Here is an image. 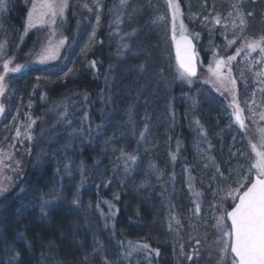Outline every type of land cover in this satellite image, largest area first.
Masks as SVG:
<instances>
[{
	"label": "rangeland",
	"instance_id": "374dc122",
	"mask_svg": "<svg viewBox=\"0 0 264 264\" xmlns=\"http://www.w3.org/2000/svg\"><path fill=\"white\" fill-rule=\"evenodd\" d=\"M10 1L7 0L6 11L0 12V22L7 15ZM31 1L20 0L25 6ZM252 1L179 0L182 13L179 19L186 26L185 34L194 40L199 59L198 75L191 83L179 78V68L176 72L172 9L167 0H127L123 6L120 0H67L64 12L70 11L74 20L70 42L63 51L57 50L59 52L52 55L51 69L30 74L33 84L42 83L48 88L53 83H65L86 70L95 73L88 53L99 40H104L108 48L107 79L95 100L103 118L112 120H108L105 129H95L94 136H115L121 129L128 132L126 136H141L142 132L143 136H167L168 132L172 133L177 117L183 122L185 165L177 166L173 158L168 166L156 163L159 173L166 179L159 185L166 206L165 232L159 225H153L159 224L157 218L147 232L144 230L154 244H162L161 264H230L232 255L230 250L221 251L225 238L216 224L223 216L222 228L230 229L226 212L232 209L234 201L226 194V188H239L243 193L249 184L240 187L239 177L243 175L252 181L256 175L252 167L256 162L252 144L259 146V130L264 128V119H261L264 115V54L259 48L240 52L230 65L233 68L231 76L222 69L218 74L214 72L216 62L221 56L229 55L244 36L247 22L241 27L238 16L243 15L246 21L243 5ZM217 16L219 24L215 22ZM14 33L15 30L2 27L1 39L10 44ZM231 40L235 43L229 44ZM128 72L134 75L126 88L120 74ZM21 74L8 73L4 77L5 91L0 95V105L4 108L0 112V144L8 136H14L16 143L22 142L29 137V132H34L37 124L23 110L29 89L25 81L29 77L25 75L23 79ZM56 108L53 103H47L43 117L53 114ZM78 112L79 109L72 116L76 120L74 128L80 125L77 120L82 121ZM237 114L244 127L237 121ZM55 117L63 118L61 114ZM32 121L35 123L29 127ZM145 124L147 131H144ZM143 140L146 138H140L138 148ZM51 142L56 144L55 138ZM111 146L108 140L104 141L100 153L113 158L115 148L112 150ZM160 149L158 158H164L167 149ZM46 151H49L47 145L38 148L35 161H46L49 156ZM154 158L143 163L148 167ZM111 176L113 180V174ZM145 178L146 174L139 175L140 180ZM144 182L149 183L148 179ZM197 204L200 206L198 213L194 211ZM8 208L7 203L0 206V227L11 220ZM196 240L200 243L196 244ZM193 249H197L198 254H193L189 260ZM145 261L146 257L140 256L134 264Z\"/></svg>",
	"mask_w": 264,
	"mask_h": 264
},
{
	"label": "trees",
	"instance_id": "16d2710c",
	"mask_svg": "<svg viewBox=\"0 0 264 264\" xmlns=\"http://www.w3.org/2000/svg\"><path fill=\"white\" fill-rule=\"evenodd\" d=\"M41 2L32 0L25 6L20 0H11L7 15L0 22L1 28L15 30L8 44L1 39L0 28V43L4 44L0 74H4V59L12 61L10 67L22 66L16 73L21 72L23 79L25 75L29 77L25 81L29 89L24 112L37 121L34 132H29L31 139L16 143L14 136H8L0 144V206L9 205L11 219L0 227V264H134L140 256L146 257L143 264H161L163 246L154 244L144 230L147 232L157 218L159 224L153 225H159L165 232L166 206L159 185L166 179L156 163L168 166L175 157L173 163L185 165V125L177 117L171 134L143 136L146 140L140 148L137 146L141 136H126L128 132L124 129L117 130L115 136H94L95 129H105L108 120H112L103 118L95 100L107 79L108 48L104 40H99L88 53L91 62H95V73L86 70L48 88L42 83L33 84L30 74L37 75L52 67L50 59L41 63L40 57L63 51L74 30L70 11L57 15L53 23L51 17L40 16ZM243 11L247 22L244 36L229 55L221 56L227 66L221 69L229 76L234 60L227 61V57H236L237 49L245 53L248 43L264 37V0L244 4ZM133 75L120 74L124 87ZM47 103L57 108L44 118ZM77 109L82 121L77 120L80 125L74 128L76 120L72 116ZM59 114L63 118L56 119ZM53 138L56 144H52ZM107 140L111 149L115 148L111 159L100 153ZM45 145L49 149L48 158L44 162L35 161L38 148ZM161 147L167 149L164 158H158ZM122 151L135 155V163L127 161ZM148 158L155 160L147 167L143 161H150ZM140 174H146V178L140 180ZM147 179L149 183L144 182ZM77 199L78 203H73ZM44 201L50 202L45 207L46 215L41 214ZM145 244L147 248L143 247Z\"/></svg>",
	"mask_w": 264,
	"mask_h": 264
},
{
	"label": "snow or ice",
	"instance_id": "6c2138e0",
	"mask_svg": "<svg viewBox=\"0 0 264 264\" xmlns=\"http://www.w3.org/2000/svg\"><path fill=\"white\" fill-rule=\"evenodd\" d=\"M120 4L126 5L127 0H120ZM167 5L172 9V39L176 40V54L179 60V78L186 79L191 83V77L196 75L195 64L193 62V55L191 53L192 43L188 36L185 34L186 26L182 19H179L182 16L180 12L179 0H167ZM67 7V0H42L40 4V16L41 17H51L52 22L55 23V17L57 15H63L64 10ZM87 7V5H85ZM235 8V5L233 6ZM7 0H0V12L6 11ZM36 11V4H33V12ZM91 11V9H89ZM232 13H229L231 16ZM251 15V13H249ZM32 13L29 15V20L31 22ZM240 21V26L243 27L246 24V21L243 15L238 16ZM99 17H97V20ZM178 22V23H177ZM215 22L220 23L219 16L215 17ZM233 27H236L233 23ZM177 34L179 39H177ZM92 36H95V32L92 33ZM198 38V34H196ZM64 41H61V44ZM235 43V40L229 41V44ZM4 44L0 43V53L3 52ZM248 50L255 51L257 48L260 49V52L264 54V37H261L259 40H254L247 44ZM241 49L236 50V55L240 54ZM54 58L51 55H42L40 57V62L44 63L47 59ZM236 57L228 56L227 61H232ZM12 61L10 59H4L3 62V73L0 74V95H3L5 91L4 77L9 72H19L21 70V65H15L10 67ZM92 65H95V62H92ZM222 66H226V62L223 59H220L216 62V68L214 74H218ZM71 71V70H69ZM210 71L212 69L210 68ZM230 71V69H229ZM261 73H258V75ZM67 75V73H66ZM233 84L234 80L231 81ZM3 105H0V112H3ZM236 119L240 122L241 127H244L243 122L240 119L239 114L236 115ZM261 119H264V115L261 116ZM35 121H32L28 126L31 127V124H34ZM197 123H199L197 121ZM144 131H147V125L145 126ZM261 139L260 144H252V149L256 153V162L252 167L256 169V176L253 181H248L247 178L243 175L239 177L238 182L240 187H244L245 183H248L249 186L243 191L240 192L239 188H232L227 190L226 194L231 196L234 201V206L230 212H226V215L231 219V225L229 230H224L222 228L223 216L217 220V228L220 229L223 233L224 246L221 249L222 252L227 253L229 250L232 254L230 264H264V128L260 130ZM17 135H20L17 131ZM144 133H141V138H143ZM31 139V136L28 137ZM211 147V145H209ZM122 156H125L127 161H132L135 163L137 157L132 154H126L123 151L121 152ZM175 157H173L174 159ZM217 171L219 168L217 167ZM222 176V173H221ZM238 201V202H236ZM49 201H44V205L41 206V214L46 215L45 207L49 204ZM73 203H78V199L74 200ZM200 206L196 205L195 212H199ZM200 241L196 240V244H199ZM131 245V242H129ZM144 248H147L148 245H143ZM183 246H181V249ZM134 250V249H133ZM131 253H129L130 255ZM193 254H198L197 249H193V253L188 255V259L191 260ZM18 255V254H17Z\"/></svg>",
	"mask_w": 264,
	"mask_h": 264
},
{
	"label": "water",
	"instance_id": "95a60500",
	"mask_svg": "<svg viewBox=\"0 0 264 264\" xmlns=\"http://www.w3.org/2000/svg\"><path fill=\"white\" fill-rule=\"evenodd\" d=\"M188 36V35H187ZM188 38L191 40V43H192V48H191V53H192V55H193V62H194V64H195V69H196V75L195 76H193V77H191V78H195V77H197V75H198V56H197V46H196V44H195V42H194V40L190 37V36H188ZM177 39H179V37H177ZM174 55H175V59H176V64H177V66H178V68H179V60H178V58H177V54H176V40H174ZM180 69V68H179ZM255 179V176L253 177V179H252V181ZM238 202V201H237ZM232 210V209H231ZM230 210V211H231ZM229 211V212H230ZM226 220H227V222H228V224H229V226L231 225V219H230V217H228V216H226ZM231 253V252H230ZM231 255L233 256L234 254H232L231 253Z\"/></svg>",
	"mask_w": 264,
	"mask_h": 264
},
{
	"label": "bare ground",
	"instance_id": "6f19581e",
	"mask_svg": "<svg viewBox=\"0 0 264 264\" xmlns=\"http://www.w3.org/2000/svg\"><path fill=\"white\" fill-rule=\"evenodd\" d=\"M25 106L23 107V110H24Z\"/></svg>",
	"mask_w": 264,
	"mask_h": 264
}]
</instances>
